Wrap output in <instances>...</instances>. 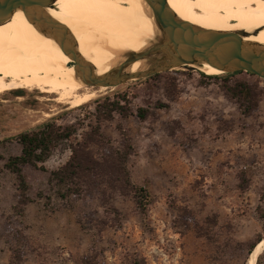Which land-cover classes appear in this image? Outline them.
I'll list each match as a JSON object with an SVG mask.
<instances>
[{
    "label": "rangeland",
    "instance_id": "1",
    "mask_svg": "<svg viewBox=\"0 0 264 264\" xmlns=\"http://www.w3.org/2000/svg\"><path fill=\"white\" fill-rule=\"evenodd\" d=\"M241 82L260 92L249 117L222 80L196 69L102 89L71 109L38 91L0 95V264H246L264 239V81L242 73L228 85ZM106 97L131 115L98 122L95 101ZM53 118L77 129L70 140L97 122L112 146L129 140L130 180L151 196L145 216L132 196L113 194L106 208L95 195L60 199L49 182L70 158L66 141L45 163L23 168L29 201L18 203L5 162L20 155L16 136Z\"/></svg>",
    "mask_w": 264,
    "mask_h": 264
},
{
    "label": "bare ground",
    "instance_id": "2",
    "mask_svg": "<svg viewBox=\"0 0 264 264\" xmlns=\"http://www.w3.org/2000/svg\"><path fill=\"white\" fill-rule=\"evenodd\" d=\"M167 3L178 18L192 25L212 31L244 32V41L264 46V0ZM53 7L46 12L71 32L80 56L97 76L107 74L124 54L146 49L159 35L143 0H57ZM146 67L145 61L137 62L128 72ZM200 70L208 76L223 74L208 66ZM102 89L85 87L75 74L72 60L57 42L21 11L0 25V95L38 91L54 96L56 103L71 109L95 99ZM263 250L264 240L254 247L246 264H256Z\"/></svg>",
    "mask_w": 264,
    "mask_h": 264
},
{
    "label": "water",
    "instance_id": "3",
    "mask_svg": "<svg viewBox=\"0 0 264 264\" xmlns=\"http://www.w3.org/2000/svg\"><path fill=\"white\" fill-rule=\"evenodd\" d=\"M56 1L0 0V25L21 11L40 31L57 42L72 60L76 76L87 88L113 89L161 73L200 70L204 66L223 74L244 72L264 81V46L244 41L247 36L244 32H217L181 20L167 0H143L159 31L155 42L140 52L124 54L107 74L97 76L94 68L80 56L71 32L46 12L54 8ZM142 61L147 63L144 70L128 72L135 63ZM260 242L262 240L257 244Z\"/></svg>",
    "mask_w": 264,
    "mask_h": 264
},
{
    "label": "trees",
    "instance_id": "4",
    "mask_svg": "<svg viewBox=\"0 0 264 264\" xmlns=\"http://www.w3.org/2000/svg\"><path fill=\"white\" fill-rule=\"evenodd\" d=\"M242 73L244 72L208 77L212 80H222L224 82L222 91L238 106L241 115L249 117L258 107L260 92L243 82L232 87L228 85L229 77ZM95 102H102L95 108L98 122L111 120L114 114L122 117L131 115L128 109L120 106L119 101H112L108 97ZM147 114V110L139 109L136 116L144 120ZM98 122V125L91 129V133L82 137V140H70L77 129L74 126H59L54 118L38 130L16 136L15 140L20 145L21 152L19 156L11 157L5 162V169L16 178L20 205H25L29 201L23 168L45 163L53 151L63 146L66 141L69 142L67 149L71 153L70 158L65 165L51 173L49 182L60 199L95 195L102 207L106 208L110 205L113 194L122 197L132 196L138 211L145 216L147 206L151 203V196L147 189L135 186L130 180L127 163L133 154V148L127 138L123 139L120 147L112 146L100 134ZM93 149H96L95 152ZM262 239L258 238L250 252Z\"/></svg>",
    "mask_w": 264,
    "mask_h": 264
}]
</instances>
